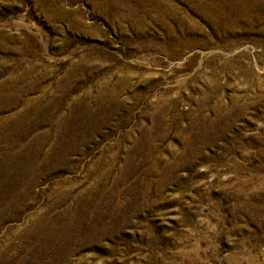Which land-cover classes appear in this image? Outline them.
<instances>
[{
    "label": "rangeland",
    "instance_id": "1",
    "mask_svg": "<svg viewBox=\"0 0 264 264\" xmlns=\"http://www.w3.org/2000/svg\"><path fill=\"white\" fill-rule=\"evenodd\" d=\"M0 264H264V0H0Z\"/></svg>",
    "mask_w": 264,
    "mask_h": 264
}]
</instances>
